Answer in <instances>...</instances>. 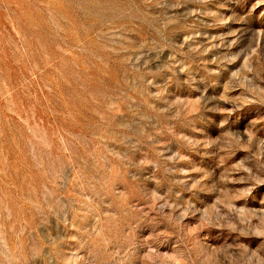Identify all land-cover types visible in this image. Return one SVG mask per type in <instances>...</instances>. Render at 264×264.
Masks as SVG:
<instances>
[{
  "label": "rangeland",
  "instance_id": "rangeland-1",
  "mask_svg": "<svg viewBox=\"0 0 264 264\" xmlns=\"http://www.w3.org/2000/svg\"><path fill=\"white\" fill-rule=\"evenodd\" d=\"M0 264H264V0H0Z\"/></svg>",
  "mask_w": 264,
  "mask_h": 264
}]
</instances>
